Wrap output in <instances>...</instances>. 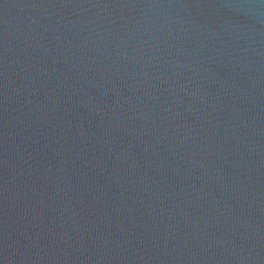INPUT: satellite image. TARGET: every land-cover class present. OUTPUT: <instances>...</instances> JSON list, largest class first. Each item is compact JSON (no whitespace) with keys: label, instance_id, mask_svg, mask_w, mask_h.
I'll list each match as a JSON object with an SVG mask.
<instances>
[{"label":"water","instance_id":"95a60500","mask_svg":"<svg viewBox=\"0 0 264 264\" xmlns=\"http://www.w3.org/2000/svg\"><path fill=\"white\" fill-rule=\"evenodd\" d=\"M0 264H264V0H0Z\"/></svg>","mask_w":264,"mask_h":264}]
</instances>
